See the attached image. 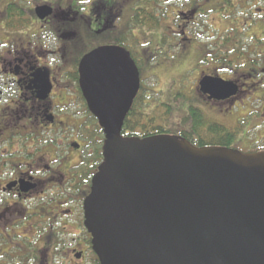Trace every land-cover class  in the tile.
Listing matches in <instances>:
<instances>
[{
  "label": "flooded vegetation",
  "instance_id": "1",
  "mask_svg": "<svg viewBox=\"0 0 264 264\" xmlns=\"http://www.w3.org/2000/svg\"><path fill=\"white\" fill-rule=\"evenodd\" d=\"M24 1L28 7L15 0L0 10V264H99L85 227L84 202L103 161L105 135L83 94L82 59L102 47H119L129 54L127 66L133 63L138 68L140 90L123 124L134 129L122 133L123 137L173 135L188 141L185 122L174 134H154L152 122H147L150 129L138 127V109L153 111L142 97L147 90L144 73L163 63H177L184 78L181 94L188 89L187 78L195 76L190 82L195 84V98L213 111L227 107L233 115V109L245 106L244 87L249 84L245 80L257 86L255 91L264 88V38L253 31L254 37L235 36L221 44L218 29L199 21L208 13L217 14L228 0H189L181 9L162 8L161 12L159 0ZM262 1L237 0L235 7H240L243 20L238 24L220 19L221 23L230 24L235 35L240 28H245L243 33L258 31L259 22H264ZM11 5L22 12L27 8L28 16L9 23L5 10ZM41 6L52 8V14L39 18L36 9ZM144 29L149 31L147 59L134 48L135 32ZM247 39L250 43H244ZM241 45L249 46L247 53ZM169 48L180 51L181 59L179 54L168 57ZM205 78L232 83L236 94L212 98L202 91ZM181 106L187 113L191 106L199 108L185 98ZM260 116L264 119V107ZM89 125L93 134L86 142L78 130L84 126L90 130ZM236 143L229 149L264 152V136L245 148ZM28 229L30 236L25 234Z\"/></svg>",
  "mask_w": 264,
  "mask_h": 264
},
{
  "label": "water",
  "instance_id": "2",
  "mask_svg": "<svg viewBox=\"0 0 264 264\" xmlns=\"http://www.w3.org/2000/svg\"><path fill=\"white\" fill-rule=\"evenodd\" d=\"M52 12L36 9L41 19ZM129 61L124 49L102 47L79 67L105 135L84 202L99 264H264V152L197 148L171 135L123 137L140 90L139 70ZM201 86L218 100L236 94L220 78Z\"/></svg>",
  "mask_w": 264,
  "mask_h": 264
},
{
  "label": "rangeland",
  "instance_id": "3",
  "mask_svg": "<svg viewBox=\"0 0 264 264\" xmlns=\"http://www.w3.org/2000/svg\"><path fill=\"white\" fill-rule=\"evenodd\" d=\"M0 10L2 11V8L6 5L7 2L12 3L15 0H0ZM21 0H16V2H20ZM23 6H29V4H26L24 0H22ZM145 1V0H144ZM160 1H170V0H159L157 3V9L161 12V10L170 8V11H176L178 9H181L186 2L189 0H180L179 2H171L170 4L163 3ZM204 1V0H201ZM237 0H233L230 2L228 0L227 2H224L222 5L218 7L219 12L217 14L211 15L207 14L206 18L202 17L198 18L201 23H204L205 25L212 26L213 28H217L218 32L216 34V38L220 39L221 44H225L230 41V39H233L236 37H240L239 39L246 38L247 36H252V32L254 31L255 34H257L259 37H263L262 32L264 33V22L263 24L261 22L260 26H258V31L249 30L243 33L244 30L239 29V34L235 35V32L233 27L230 24H227V22L221 23L220 19L222 20H237V23L239 24L240 20H243L242 11L240 10V7H235ZM241 4L240 2H238ZM260 6L264 8V1L260 3ZM25 8V7H24ZM27 8H25L24 12L25 14L20 17H14V21H12V24H17L21 21H23V18L25 16H28V12L26 11ZM155 14H159L156 12ZM1 16L2 13H0V26H2L1 23ZM256 17V16H255ZM264 20V16L262 18ZM262 19L260 21H262ZM10 22V20H9ZM17 22V23H16ZM12 27V26H11ZM195 26H193L194 28ZM239 27H242L240 24ZM198 30V29H196ZM194 31V30H193ZM134 33V31H132ZM191 32V30H190ZM149 31L147 29L144 30H138L135 32V35L137 37V41L135 42L134 48L138 51L142 52L143 58L147 59V52L149 51V47L147 45L149 37L147 36ZM241 33V34H240ZM130 36V34H129ZM196 37H200V35H197ZM206 37V36H204ZM254 37V36H252ZM221 38H225L226 40H222ZM251 39H247L244 41V43H250ZM242 50L248 48L249 46H239ZM152 49L155 48V44H152ZM167 53L168 57L176 56L179 54V59H181V53L180 51H172L171 48L168 50ZM240 51V50H237ZM248 52V49L245 51ZM235 53V52H234ZM238 53V52H237ZM244 54V53H243ZM166 56V55H165ZM165 56H158V58H163ZM157 58V59H158ZM172 61V60H171ZM177 63L173 62H167L161 64V67L154 69L150 72L144 73V85L147 90L143 92L142 97L145 99H148L150 107H153V111H151V108L143 109L141 110L144 114L141 116V125L143 126L147 122H152L153 124L151 126H157L160 124H163L165 128L171 129L174 133H179L181 131V126L185 122V119L188 116L187 110L181 106V101L185 99H190L192 102L200 108L201 111H203L206 118L211 121V123L215 126H220L223 128H229L233 133H235L237 136L235 138V141L237 140L236 147L239 148H245L250 145V143L257 140V137L264 136V119L260 116V111L264 107V88H261L257 91L254 90L257 88V86H252L250 83V80H245V82L249 81V84L245 85L244 89L247 91L246 98H245V106L244 107H238V109H233L232 114H229V110H227V107L219 108L217 111H213L212 109L208 108L207 105L202 103L200 100L195 98V84H190L193 79L197 78L193 76V78H187L188 81H186V85L188 86V89L186 92H183L181 94V89L183 87L181 86V80L184 79L181 77V69H178ZM152 90V91H151ZM154 91V92H153ZM235 95V94H234ZM233 95V96H234ZM192 98V99H191ZM167 103L165 105H161V103ZM169 107H172V113H170ZM139 111V112H141ZM152 114V115H151ZM153 116V117H152ZM77 128V127H75ZM89 128L91 126L89 125ZM79 134L82 136L84 135V138L86 139V142H89L88 137H92L93 131L92 128L90 130H87L86 127H79L78 130ZM61 141H58L60 143ZM28 229L25 234L27 236H30L32 234V231ZM38 240V238H35V241ZM59 260V259H58ZM28 264V263H27Z\"/></svg>",
  "mask_w": 264,
  "mask_h": 264
},
{
  "label": "trees",
  "instance_id": "4",
  "mask_svg": "<svg viewBox=\"0 0 264 264\" xmlns=\"http://www.w3.org/2000/svg\"><path fill=\"white\" fill-rule=\"evenodd\" d=\"M13 5L10 8L5 10L6 16H8L9 23L14 21V17H22L25 12L19 11L18 9H13ZM172 107H169L170 113H172ZM140 110L138 109V112ZM144 113L139 112L137 116V123L138 127H142L144 130L149 128L150 125L145 123L143 126L141 125L142 115ZM185 126L187 127L186 135L188 141L192 145H196L197 147L204 148V147H232L235 144L236 134L233 133L229 128H223L220 126H215L209 121L206 116L204 115L203 111L200 108L195 109L194 107L188 108V116L185 119ZM154 134H174L173 131L169 128H164L160 126H152ZM134 129L133 126L124 125L122 129V133L125 134L127 130ZM152 131V129H151ZM140 135V134H139ZM147 136H151L150 132H147ZM195 136L194 139H191V136ZM99 263V261H98Z\"/></svg>",
  "mask_w": 264,
  "mask_h": 264
}]
</instances>
